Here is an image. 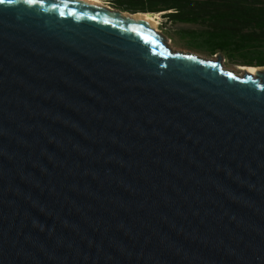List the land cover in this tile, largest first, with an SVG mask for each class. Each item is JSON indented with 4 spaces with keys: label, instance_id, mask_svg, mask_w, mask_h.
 <instances>
[{
    "label": "water",
    "instance_id": "1",
    "mask_svg": "<svg viewBox=\"0 0 264 264\" xmlns=\"http://www.w3.org/2000/svg\"><path fill=\"white\" fill-rule=\"evenodd\" d=\"M96 1L0 3V264H264V67Z\"/></svg>",
    "mask_w": 264,
    "mask_h": 264
},
{
    "label": "trees",
    "instance_id": "2",
    "mask_svg": "<svg viewBox=\"0 0 264 264\" xmlns=\"http://www.w3.org/2000/svg\"><path fill=\"white\" fill-rule=\"evenodd\" d=\"M130 14H161L190 49L217 53L236 66L264 67V0H108Z\"/></svg>",
    "mask_w": 264,
    "mask_h": 264
},
{
    "label": "rangeland",
    "instance_id": "3",
    "mask_svg": "<svg viewBox=\"0 0 264 264\" xmlns=\"http://www.w3.org/2000/svg\"><path fill=\"white\" fill-rule=\"evenodd\" d=\"M106 5L109 9L111 10H116L115 8L112 7L110 1L105 0ZM159 22L158 26V33L165 38L167 41V45L171 47L175 51H181V52H189V53H194L198 54L202 57L206 58H211V59H218L222 58V62L225 65V67L230 68L235 70L238 73H241L242 71L239 69L241 66H236L231 63V60H229L227 57H225V54L217 53L214 56H210L209 54H206L202 51L196 50V49H190L186 47V45L180 40V37L177 35L182 30H198L197 27L194 26H189V25H177V26H172L171 24L166 23V20L162 17L161 14H159ZM225 55V56H224ZM243 67V66H242Z\"/></svg>",
    "mask_w": 264,
    "mask_h": 264
},
{
    "label": "bare ground",
    "instance_id": "4",
    "mask_svg": "<svg viewBox=\"0 0 264 264\" xmlns=\"http://www.w3.org/2000/svg\"><path fill=\"white\" fill-rule=\"evenodd\" d=\"M83 1H94V0H83ZM94 6H98V7H102L105 9H109L106 5V1L105 0H100V1H96L94 2ZM111 10V9H109ZM113 11V10H111ZM123 17H126L128 19H132L136 22H143L146 23L150 28H152L153 30H155L156 32L158 31V26H159V22L157 20H159V14H136V15H132L130 16L129 14H122ZM239 69L241 71H246L252 74H256L259 70L258 68L255 67H239Z\"/></svg>",
    "mask_w": 264,
    "mask_h": 264
},
{
    "label": "snow or ice",
    "instance_id": "5",
    "mask_svg": "<svg viewBox=\"0 0 264 264\" xmlns=\"http://www.w3.org/2000/svg\"><path fill=\"white\" fill-rule=\"evenodd\" d=\"M5 0H0V3H4ZM7 2L12 3L14 0H7ZM29 3H32V0H29Z\"/></svg>",
    "mask_w": 264,
    "mask_h": 264
},
{
    "label": "clouds",
    "instance_id": "6",
    "mask_svg": "<svg viewBox=\"0 0 264 264\" xmlns=\"http://www.w3.org/2000/svg\"><path fill=\"white\" fill-rule=\"evenodd\" d=\"M27 3H29V0H26Z\"/></svg>",
    "mask_w": 264,
    "mask_h": 264
}]
</instances>
